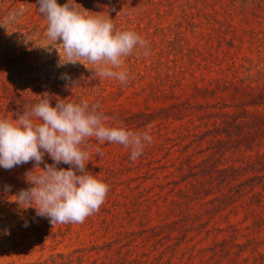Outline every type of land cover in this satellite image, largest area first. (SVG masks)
I'll list each match as a JSON object with an SVG mask.
<instances>
[{
    "label": "rangeland",
    "instance_id": "374dc122",
    "mask_svg": "<svg viewBox=\"0 0 264 264\" xmlns=\"http://www.w3.org/2000/svg\"><path fill=\"white\" fill-rule=\"evenodd\" d=\"M246 2L76 0L79 11L110 18L117 30L134 31L148 42L146 49H136L124 59L119 70L126 71L128 80L122 84L99 76L91 79L92 64L60 65L65 59L62 47L47 39V21L38 11V0H0V24L4 25H0V31L5 35L0 37V59L18 61L0 76V119H16L24 108L39 101L38 95L47 92L61 99L63 96L65 102L98 103L109 117L110 126L131 123L128 130L148 132L152 137L135 161L131 159V149L123 145L107 141L100 144L95 138L87 141L91 159L87 170L107 183L109 191L100 210L82 224L53 226L48 218L36 216L34 208L21 209L10 201L20 189L29 187L24 174L32 169L33 162L11 170L0 168V264H120L132 259L153 264V259L176 243V238L185 236L188 240L180 248H206L214 240L229 238V223L240 229L236 243H246L257 236L264 238V228L256 233L252 220L245 221L242 209L209 216V201L214 194H220L217 190L206 196L201 193L199 198L192 195L191 200L179 193L180 189L189 191L190 182L196 183L191 177L183 179L188 162L206 160L211 153V137L194 138V134L201 135L220 125L224 113L238 115L246 109L264 115V106L249 105L248 97L235 95L230 86L249 85L254 90L264 87V0H252L250 6ZM57 3L63 5L67 0ZM259 3L262 10L256 7ZM17 12L18 18L10 20V15ZM145 50L149 55L143 54ZM61 74L70 76L76 85L72 89L66 87ZM2 85L16 90L21 98L11 103ZM219 85L224 88L216 89ZM58 89L63 90L62 96L57 95ZM180 102L187 107L183 115L163 120L158 117L145 123L141 118H132L141 112L158 113ZM51 103L55 106L56 100ZM176 112L175 108L171 114ZM97 147L102 155H96ZM44 159L53 163L47 154ZM251 160L248 154L229 151L217 164L245 166ZM58 167L66 169L69 165ZM198 182L209 188L201 177ZM6 185L11 186L9 192L4 190ZM199 214L202 216L196 218ZM186 215L190 216L188 221L172 224ZM165 224L170 227L163 228L158 237L153 236L151 229L160 231L159 227ZM246 226L250 228L245 229ZM167 234L170 240L165 238ZM258 249L264 252V242ZM169 251L172 248L164 252V261L170 257ZM179 257L174 256L171 264L178 263ZM237 261L260 264L256 253L249 249L240 258L226 257L221 263L208 259L200 263L196 259L195 264Z\"/></svg>",
    "mask_w": 264,
    "mask_h": 264
},
{
    "label": "clouds",
    "instance_id": "9594fccd",
    "mask_svg": "<svg viewBox=\"0 0 264 264\" xmlns=\"http://www.w3.org/2000/svg\"><path fill=\"white\" fill-rule=\"evenodd\" d=\"M38 3V11L47 21V39L62 47L65 59L60 65L92 64L91 79L99 76L127 83L126 71L119 69L134 50L147 48L145 39L131 30H117L110 18L79 11L76 0H67L63 5L57 0ZM19 15L11 14L9 19ZM143 54L147 56L149 52L145 50ZM61 79L67 82L66 87L76 85L67 74H61ZM38 96L39 101L24 108L16 119H0V168L11 170L33 162L32 169L24 174L29 187L20 189L10 201L21 209L34 208L36 216L48 218L53 226L82 224L100 210L109 191L107 183L87 170L91 161L87 141L95 138L100 144L107 141L123 145L131 149V159L135 161L152 137L148 132L110 126L109 117L98 103L65 102L47 92ZM45 154L52 164L45 161ZM96 155H102L98 147ZM60 164L69 167H58ZM4 190L9 192L11 186L6 185ZM5 234H9L7 230Z\"/></svg>",
    "mask_w": 264,
    "mask_h": 264
},
{
    "label": "trees",
    "instance_id": "16d2710c",
    "mask_svg": "<svg viewBox=\"0 0 264 264\" xmlns=\"http://www.w3.org/2000/svg\"><path fill=\"white\" fill-rule=\"evenodd\" d=\"M247 6L252 4V0H247ZM246 6V5H245ZM257 8H261L262 5L259 3ZM251 38L254 39V32L250 33ZM3 31H0V37H4ZM14 64L11 65L10 64ZM18 64V61L14 58L0 59V76L3 74L6 67L12 69ZM3 84V82H2ZM232 86L233 93L235 95H245L248 97V104L261 107L264 106V87L253 89L249 85L244 88L240 87L234 83H230ZM223 85L217 86L216 89H223ZM3 92L7 94V99L12 103V100L16 98H21L18 93H15L16 90H12L6 85H2ZM196 90L200 91L201 88ZM63 90H56L58 96H62ZM210 93H215L214 90H210ZM27 101L31 100L30 95L27 96ZM63 99V96H62ZM185 102H180L178 105H171L169 108L161 109L158 113H146L141 112L136 115H132V118H141L145 121H154L156 119L163 120L168 119L169 117H175L183 115L187 107ZM244 103L241 102V105ZM188 105V104H187ZM179 108H178V107ZM176 108L177 112L171 114L172 110ZM224 120L220 125H215L214 129L207 131L201 135L194 134V138H201V136L211 137L210 141V156L206 160H201L200 162L193 161L188 162L187 174L184 175L183 179L194 178L196 183L190 182V189L179 190L180 194H183L185 200L193 199L194 197L199 198L201 193L204 196L214 190L219 192V195L214 194L215 196L209 201V216L217 215L225 210H228V213L236 212L238 209H242L244 212L245 221L248 219L252 220L251 227L256 229V233H259L261 229L264 228V115L260 111L256 110L255 112H248L244 109L238 115H229L228 113L223 114ZM127 118L124 119L126 121ZM132 124H126V129L132 128ZM196 140H194L195 142ZM231 151L232 153L238 154H248L249 158H252L249 163L245 166H228L223 167L219 166L217 163L220 158L226 153ZM183 162L180 163L179 169L182 172ZM250 174V175H248ZM203 179V183H209V188L205 189L202 182H198V178ZM191 190V192H190ZM202 215H196V218H200ZM211 218V217H210ZM190 219L189 215H186L179 219V221H174L172 224L186 222ZM203 225V224H202ZM170 225L165 224L159 227L160 231L156 232V229L153 228V236L158 237L162 233L163 228H168ZM229 229L232 230V236L229 238L222 237L220 240H214L209 247L198 248L196 245L184 246L180 248L181 244H187L188 240H185V236L176 238V243H173L172 246L166 247L160 253V256L153 259V264H171V260L177 254L180 255L178 258V263L180 264L183 260L185 264H195V260L198 259L200 263L206 262L207 259L209 262H224L226 257L232 260L233 256L240 258L246 250H251L253 253H256L260 260V264H264V252L259 251V246L264 242V238L260 236L250 238L246 243H236L237 233L240 229L236 225L229 223ZM250 226H246L245 229H249ZM218 232L221 230L216 228ZM205 232H208L205 230ZM165 238L170 240V235L167 234ZM231 238V239H230ZM161 240V239H160ZM184 241V242H183ZM172 248V251H169L170 257L164 261V252ZM236 248V252H233ZM209 254V257L207 255ZM239 260V259H238ZM245 262V259H244ZM119 264V263H118ZM120 264H145L136 259L131 261H123ZM236 264H241L239 261Z\"/></svg>",
    "mask_w": 264,
    "mask_h": 264
}]
</instances>
